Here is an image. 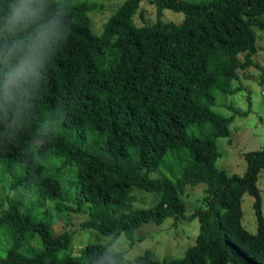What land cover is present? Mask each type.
<instances>
[{
    "label": "trees",
    "instance_id": "1",
    "mask_svg": "<svg viewBox=\"0 0 264 264\" xmlns=\"http://www.w3.org/2000/svg\"><path fill=\"white\" fill-rule=\"evenodd\" d=\"M144 1L125 0L100 35L92 19L99 4L75 1L73 30L28 123L10 140L0 139V167L19 169L12 187L31 186L46 207L55 201L60 212L70 208L75 184L78 211L89 204L84 227L112 241L124 234L136 244L147 223L199 220L197 243L183 258L157 260L148 251L130 261L112 250L119 264H264V149L246 154L245 175L218 169L216 139L229 137L236 115L212 109L217 91L243 90L231 88L241 72L260 69L264 84V66L255 60L263 50L255 28L264 31V0H150L157 20L139 27L132 20ZM167 8L183 13V23L163 22ZM53 159L62 162L52 168ZM162 169L168 177L152 178ZM199 184L205 206L189 214L184 193ZM136 190L159 197L136 208ZM246 193L256 198L258 233L244 224ZM8 204L0 227L11 228L13 245L0 264H94L108 248L96 241L79 256L63 255L73 232L55 236L54 216L23 209L12 197ZM36 235L43 248L23 253Z\"/></svg>",
    "mask_w": 264,
    "mask_h": 264
},
{
    "label": "rangeland",
    "instance_id": "2",
    "mask_svg": "<svg viewBox=\"0 0 264 264\" xmlns=\"http://www.w3.org/2000/svg\"><path fill=\"white\" fill-rule=\"evenodd\" d=\"M76 2L84 0H75ZM98 3V9L92 14L94 20V32L100 35L104 30V25L113 14V11L119 7L125 0H87ZM192 3H201L207 0H184ZM185 17L183 13L172 9H165L162 16L163 22H173L182 24ZM264 19V15H263ZM157 20L156 5L150 0H145L139 10V13L133 17V24L139 27L153 24ZM258 35L259 45L263 50L255 57L258 64L264 66V31L255 28ZM109 58V54H107ZM243 59V55L241 56ZM240 80L231 84V88H243L242 91L233 94H224L216 92V103L212 107L214 112L223 116L230 117L236 115L229 129L230 135L227 138L216 139V146L221 157L216 162V167L226 171L229 175H245L248 170L246 154L264 149V84L262 83V71L256 67L240 73ZM250 112L249 116H242ZM196 131V128H195ZM52 168L56 167L62 160H54ZM20 175V170L16 169L13 173L6 172L0 167V216L8 211V199L14 198L23 209H36L35 213L39 216H54L53 234L60 236L66 232H73L74 237L69 248L62 251L63 255L68 253L79 256L85 247L96 241H101L111 250L124 252L130 261H136L138 256L146 252H151L157 260L181 259L186 251L195 246L200 232V223L196 219L192 222L186 220H175L168 218L162 225L154 223L144 224L137 232V242L132 245L131 242L122 234L115 241L112 237L100 234L94 228L84 227L83 222L88 218L89 204L84 203L81 211H78V203L75 201L78 197L77 186L73 184L70 195L72 200L67 202L70 208L68 211L60 212L55 201H49L48 207L40 201V195L32 191L29 185L12 187L15 177ZM70 179V172L67 174ZM165 172L159 170L152 173V178L168 177ZM71 180V179H70ZM259 186L264 200V171L261 174ZM204 184L197 186H188L185 193V201L188 206V213L195 211L196 207L205 206L202 197L204 195ZM136 202L134 207L144 208L153 205L159 195L156 193H146L140 190L134 191ZM256 198L250 193L244 197V224L252 233H258L259 223L255 209ZM50 209V211H47ZM29 234L27 237H30ZM13 235L11 228L7 225L0 227V256L4 257L7 250L13 245ZM23 249V253L30 254L43 248L40 235L34 236L29 240Z\"/></svg>",
    "mask_w": 264,
    "mask_h": 264
},
{
    "label": "clouds",
    "instance_id": "3",
    "mask_svg": "<svg viewBox=\"0 0 264 264\" xmlns=\"http://www.w3.org/2000/svg\"><path fill=\"white\" fill-rule=\"evenodd\" d=\"M75 0H0V139L28 123L34 99L74 27ZM94 264H119L111 245Z\"/></svg>",
    "mask_w": 264,
    "mask_h": 264
}]
</instances>
